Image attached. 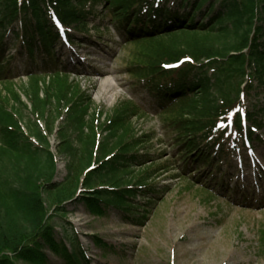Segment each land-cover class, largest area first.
Segmentation results:
<instances>
[{"label":"trees","instance_id":"16d2710c","mask_svg":"<svg viewBox=\"0 0 264 264\" xmlns=\"http://www.w3.org/2000/svg\"><path fill=\"white\" fill-rule=\"evenodd\" d=\"M100 4L138 48L128 74L170 115L165 125L184 167L211 177L214 155L262 142L264 101L251 110L246 103L264 89V0H0V82L18 77L3 48L9 37L21 40L32 60L38 46L49 59L45 74L26 73L24 95L39 121L29 127L32 136L22 122L20 94L0 99V264H47V247L63 264H91L65 223L69 205L96 218L114 209L126 224L142 228L170 191L148 185L151 175L133 179L135 169L154 160L140 148L154 135L130 136L142 108L126 100L103 117L90 91L54 63L60 28L87 36ZM53 113L60 121L58 152L67 162L62 183L55 181V156L40 130ZM57 227L64 232L59 241ZM94 245L110 248L101 238Z\"/></svg>","mask_w":264,"mask_h":264},{"label":"rangeland","instance_id":"374dc122","mask_svg":"<svg viewBox=\"0 0 264 264\" xmlns=\"http://www.w3.org/2000/svg\"><path fill=\"white\" fill-rule=\"evenodd\" d=\"M95 11L98 17L91 19L87 36L69 31L71 46L62 33L61 40L53 48L54 63L90 91L94 108L102 112L103 117L126 100L142 108L145 115L131 122L130 136L154 135L152 141L140 147L141 153H150L154 160L135 169L133 179L151 175L148 185L158 189L168 187L170 191L160 196L142 228L126 224L114 209H109L108 217L96 218L87 214L82 205L77 208L69 205L65 223L68 228L74 227L91 264H264V130L258 132L262 142L256 139L253 148L238 143L240 158L237 152L214 155L212 167L215 170L211 177L210 174L202 177L195 166L188 165L187 168H191L188 171L178 156L174 135L165 125L170 115H164L165 110L160 109L128 74L134 61L132 54L138 48L115 30L107 16L106 5L100 4ZM3 48L10 68L15 69L18 77L7 83L0 82V99L8 100L11 91L20 94L24 104L19 105L22 122L32 136L29 127L39 121L24 95L30 84L26 73L29 70L33 74H45L48 71L45 63L49 59L38 46L32 60L23 42L12 37L6 40ZM43 78L49 81L48 77ZM104 82L112 87L102 95L106 90L102 86ZM263 94L264 89L257 88L246 106L251 110L262 103ZM57 118L53 113L49 122L41 120L40 130L55 156V181L62 183L68 173L67 162L58 152L60 121ZM215 174L217 180H214ZM188 177L193 179L188 180ZM81 191L82 188L79 193ZM63 235V230L57 227L55 238L62 240ZM100 238L109 249L94 245L95 239ZM44 253L47 264H63L48 247L44 248Z\"/></svg>","mask_w":264,"mask_h":264},{"label":"bare ground","instance_id":"6f19581e","mask_svg":"<svg viewBox=\"0 0 264 264\" xmlns=\"http://www.w3.org/2000/svg\"><path fill=\"white\" fill-rule=\"evenodd\" d=\"M102 86L106 87V90H104V93L102 95L106 94L107 93V89L112 87V86H110L109 82H104V84Z\"/></svg>","mask_w":264,"mask_h":264},{"label":"snow or ice","instance_id":"6c2138e0","mask_svg":"<svg viewBox=\"0 0 264 264\" xmlns=\"http://www.w3.org/2000/svg\"><path fill=\"white\" fill-rule=\"evenodd\" d=\"M224 127H231V125H227V124H226Z\"/></svg>","mask_w":264,"mask_h":264}]
</instances>
